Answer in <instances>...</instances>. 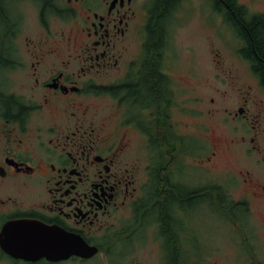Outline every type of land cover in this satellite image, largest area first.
<instances>
[{"label": "flooded vegetation", "instance_id": "1", "mask_svg": "<svg viewBox=\"0 0 264 264\" xmlns=\"http://www.w3.org/2000/svg\"><path fill=\"white\" fill-rule=\"evenodd\" d=\"M254 18L264 21V0H0V262L153 264L157 246L168 264L195 254L186 242L190 205L230 217L227 206L238 202L215 180L212 189L200 181L222 150L206 144L205 124L177 131L171 120L201 100L173 78L171 55L197 40L219 66L226 50L264 95L246 28ZM227 36L230 44L217 46ZM253 106L244 99L225 110L243 127H230L226 151L241 150L259 170L246 172L243 196L264 240V126ZM35 238L57 254L34 260L24 251ZM78 240L97 252L71 253Z\"/></svg>", "mask_w": 264, "mask_h": 264}, {"label": "rangeland", "instance_id": "2", "mask_svg": "<svg viewBox=\"0 0 264 264\" xmlns=\"http://www.w3.org/2000/svg\"><path fill=\"white\" fill-rule=\"evenodd\" d=\"M47 22L48 20H46ZM31 28L35 29V25ZM56 29H58V23L53 27V30ZM182 37L180 36V39L183 42L184 37ZM230 41L231 38L227 36L220 41V44L217 43V46L227 47ZM196 44L197 40L194 41L192 49H180V51L173 52L175 63L173 78L181 84L195 88L197 96L201 100L195 105L189 106L191 114L179 116L175 114L176 116L173 115L171 120L177 131H185L187 125L190 128L191 124L197 120L205 124L207 141L205 143L208 147H210V142L219 143L222 150L213 160L214 168L210 167L215 172L203 170L200 174V181L209 187L210 183L215 180L220 195L229 200L233 199L231 202L239 203L236 207H233L231 203L227 206L230 217L221 213H213L203 202H195L190 205L187 223L189 240L187 238L186 242L188 247L190 244L192 247V244L195 243L197 250L189 258L183 255L182 264H264V240L258 238L259 228H262L258 224L260 214L256 215L257 211H254L255 214L252 213L249 217L243 196L244 178L248 177L246 172L254 174V171L258 172L259 170L252 165V160H248L247 155L243 156L241 150L233 148L234 152L232 153L226 151L229 139L234 137L233 134L232 136L230 134L233 131L230 127L233 125L243 127L242 123H233L232 125L225 117L227 115L225 110L234 113L238 110V105L244 99H248L254 104V109L251 111L260 115L257 117L256 124L264 126V95L226 50L220 54L223 57L221 59L223 64L218 66L212 63L214 54H209L210 50L207 51L206 44L202 42L198 45L201 47L200 51ZM18 46L21 48L22 44L19 43ZM61 56L66 58L65 54H61ZM25 61H27L26 58ZM46 61L51 62L49 59ZM211 99L214 100L213 103H211ZM107 109L108 101L101 100V107L98 110L102 113ZM205 143L202 145L199 143L198 146L191 143V147L194 149L193 151L201 149L205 151L207 150ZM230 220L238 223L236 230L231 228ZM139 237L141 236L139 235ZM139 237L138 244L145 245L148 242L145 237L142 239ZM162 250L160 246L156 247L154 254L156 263L152 262L153 264L169 263L168 253ZM0 263L10 264L6 261Z\"/></svg>", "mask_w": 264, "mask_h": 264}, {"label": "water", "instance_id": "3", "mask_svg": "<svg viewBox=\"0 0 264 264\" xmlns=\"http://www.w3.org/2000/svg\"><path fill=\"white\" fill-rule=\"evenodd\" d=\"M27 229H29V231H32L34 229V226L28 225ZM33 241L36 242V244L27 246L26 250L24 252L28 255H32L31 257H33L34 260L37 259V257L41 256L42 254H47V253L57 254V252L55 251L57 248L56 245L53 246L54 244H51L49 241H47V240L42 241L41 240L42 241V243H41V242H39L38 238H35ZM57 246H58V248L60 247L59 244H57ZM70 247L72 248L71 253L81 254V255H85V256L93 255L97 251L96 248L87 246L81 240H78L76 243H74ZM24 252H20L19 255L27 256Z\"/></svg>", "mask_w": 264, "mask_h": 264}, {"label": "trees", "instance_id": "4", "mask_svg": "<svg viewBox=\"0 0 264 264\" xmlns=\"http://www.w3.org/2000/svg\"><path fill=\"white\" fill-rule=\"evenodd\" d=\"M163 2L168 3L169 0H163ZM238 13V12H237ZM247 30H249V34L254 41V47L257 50V55L261 60L260 65L264 69V21L260 18H254L248 27H246ZM244 30V29H243ZM252 51V50H250ZM156 82V79H153L152 83ZM149 83L147 88H152V85L154 87V84ZM160 82H156V87H159Z\"/></svg>", "mask_w": 264, "mask_h": 264}]
</instances>
